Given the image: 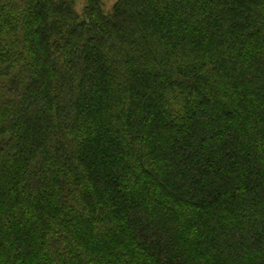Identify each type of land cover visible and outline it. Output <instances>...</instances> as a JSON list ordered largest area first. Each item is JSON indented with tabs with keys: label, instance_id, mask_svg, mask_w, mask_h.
Wrapping results in <instances>:
<instances>
[{
	"label": "trees",
	"instance_id": "1",
	"mask_svg": "<svg viewBox=\"0 0 264 264\" xmlns=\"http://www.w3.org/2000/svg\"><path fill=\"white\" fill-rule=\"evenodd\" d=\"M0 0V264H264V0Z\"/></svg>",
	"mask_w": 264,
	"mask_h": 264
},
{
	"label": "rangeland",
	"instance_id": "2",
	"mask_svg": "<svg viewBox=\"0 0 264 264\" xmlns=\"http://www.w3.org/2000/svg\"><path fill=\"white\" fill-rule=\"evenodd\" d=\"M116 0H105L107 9H110ZM85 3L84 0H77V9L82 12Z\"/></svg>",
	"mask_w": 264,
	"mask_h": 264
}]
</instances>
